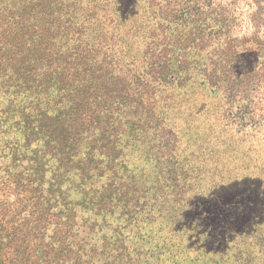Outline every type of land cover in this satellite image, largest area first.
<instances>
[{"label":"rangeland","instance_id":"374dc122","mask_svg":"<svg viewBox=\"0 0 264 264\" xmlns=\"http://www.w3.org/2000/svg\"><path fill=\"white\" fill-rule=\"evenodd\" d=\"M51 1L64 8L58 11L59 21L28 10L8 30L0 28L1 44L14 47L10 61L24 58L32 72L27 77L42 80V57L53 58L51 50L43 53V48L73 35L88 40L85 31L97 27L105 35L100 52L104 58L101 67L93 65L97 58L91 57L89 48L94 41L102 46L97 38L89 39V48L78 49L79 60L71 69L79 66L82 75L76 81L64 79V90H54L48 110L61 115L55 121H36L50 126L44 128L48 132L44 142L38 140L33 115L25 114L34 112L26 102L38 98L35 90L28 96L8 85L2 61L9 56L0 57V222L11 219L9 231L24 239L16 222L24 215L18 201H29L41 212L26 230L34 250L47 244L69 245L74 260L90 259L95 264H233L231 257L217 256L237 248L224 233L234 224L232 216L219 223L224 212H207L204 191L213 185V194L221 191L222 183L229 185L226 175H233L234 168L249 165L264 170V0ZM126 11L133 21L127 26L133 30L129 36L121 33L123 44H117L110 37L111 19L123 23L119 12ZM34 52L41 56L39 61ZM179 80L180 89L173 88L171 83ZM76 84L82 89L73 88ZM174 94L185 101L179 103ZM174 99L182 112L176 114L175 123L166 120L169 129H162L165 106ZM203 112H208L210 125L205 137L189 139V130L196 125L191 114L198 117ZM24 118L29 122L26 130L20 123ZM188 143L190 155H185ZM249 149L253 158L247 164L244 156ZM71 151L79 163L66 156ZM56 155L62 156L61 165L52 171ZM185 156L191 169L201 171L183 187L173 169L174 162ZM168 167L170 172H163ZM90 173H96L99 181L95 183L97 178ZM192 183L195 191H188L193 190ZM60 203L65 207L59 208ZM158 207L163 208V217L144 223L140 219V228L131 224L134 215H143L141 210ZM45 216L58 227L48 226ZM53 232L58 237L50 239ZM143 234L149 236L147 243L140 239ZM247 248L255 257L247 264H264L263 252L258 254L254 244ZM139 249L152 253L142 255Z\"/></svg>","mask_w":264,"mask_h":264},{"label":"trees","instance_id":"16d2710c","mask_svg":"<svg viewBox=\"0 0 264 264\" xmlns=\"http://www.w3.org/2000/svg\"><path fill=\"white\" fill-rule=\"evenodd\" d=\"M65 3H68L70 0H64ZM121 1H116L114 4H117L120 8L121 6L124 7L123 3H119ZM73 4V3H72ZM121 4V5H120ZM25 9V10H21ZM77 8L74 6L73 10H76ZM29 10V14H45V17H47L50 20H53L55 22L56 20L59 21L61 19V16L58 14V11H64V8L62 6H58L56 3L54 6H52V1H47V2H37L34 0H30L29 2H26V0H0V28L3 30L2 32L8 30L10 25L15 22L17 19L21 20L22 15ZM127 12V13H126ZM119 12V18L123 21V23L119 22L118 18L116 19H111L112 29L111 32V39L114 41V43L117 44H123L119 40V36L121 33L123 35L129 36L130 32L133 30L129 29L130 26H127L129 23H132V18L131 15H127L129 12ZM77 14L79 13V9L76 12ZM104 21V20H102ZM206 21V20H205ZM125 22V23H124ZM103 23V22H102ZM106 23V22H105ZM97 24V23H96ZM122 24V25H121ZM72 24H68L66 27H71ZM110 25V24H109ZM12 30H16L15 27L12 28ZM221 31V30H220ZM222 32V31H221ZM85 33L87 34L86 37L88 38H82L80 40H76L75 36L73 35L72 39H66V41L61 40L60 44H56L54 42V46L52 44V47L48 49L42 50L43 53L48 52L51 50L53 53L51 57H48L44 55L42 57L43 63V73H45V77L42 80H33L32 78H28L27 75H30L29 70L26 69L25 62L26 60L22 57L20 59L19 56L16 57L17 63L10 61V55L14 54V47L9 46L6 44H1L0 40V57H4L5 55L8 54L9 58L5 61H2L3 69L7 70L6 76L9 77V84L8 85H13L15 86L18 90L17 91H24L26 95L30 96L31 93L28 91L29 90H35L34 95L38 96V98H28L26 103H29L34 108V112H26V115H33L32 121L36 124H34V129L38 132V140L46 142L48 139L47 136V131L50 126H48L47 122L45 124H40L36 121H44L45 119H48L49 121H55L60 115H52L50 114L51 111H48L50 107H52V103L54 98V93H56L54 90H64L63 88V83L66 81L64 79H69L72 81L71 77H74V81L78 79V75H82L81 72L82 69L79 66H74L73 69H71V65L76 64L77 61L79 60V54H77L78 49L83 50L84 47L91 46L89 44V39H95L97 38L102 45V40H104L105 35L103 34L104 32L102 31V28H88ZM88 42V43H86ZM56 45V46H55ZM62 47V48H59ZM104 49V46L102 45L101 47L97 46L95 41L92 44V47L89 48L91 57H95L97 60V63H94V66L101 67L99 65H102V58L104 56H100V52H102ZM35 55V60L39 61V58L41 56H37L36 52L33 53ZM21 60V61H20ZM238 65V64H237ZM236 64H233V67L237 66ZM39 66H36L38 68ZM73 71V72H72ZM75 72H78L75 74ZM8 80V81H9ZM182 85L181 80H179L176 83H171V86L175 89H180V86ZM72 88V84L69 86V90ZM73 88H77L78 90L82 89L81 86H78L77 84L73 86ZM170 88V86H169ZM2 90L4 88L1 87ZM57 91V93H59ZM175 99L177 101L183 102L185 101L184 97H177L178 94H174ZM173 100V102H169L166 104L165 112L167 114L166 118H163L162 124L165 122V125L162 129H169L167 128V121L172 123H175L176 120V114L179 112L176 109L177 104L176 100ZM207 104L209 106L210 101ZM173 103V104H171ZM39 109L43 111V113H49L50 116L46 115L44 116L43 114H40ZM64 111H59V113H62ZM160 112V111H159ZM191 112V111H190ZM42 115V116H39ZM159 116V115H158ZM192 117V123L196 124L191 126V129L189 130V134L187 137L189 139H193L196 137H205L203 135V132L206 131L209 128V114L207 112L200 113V116H195V114H191ZM65 118L60 119V121H63ZM47 120V121H48ZM167 120V121H166ZM71 121V120H70ZM70 121L68 124H70ZM22 123L23 129H28V121L24 120L20 121ZM199 123V124H198ZM67 126V125H66ZM30 127V126H29ZM128 129H130L131 126H127ZM44 128L46 130H44ZM41 131V134L39 132ZM155 134V132H152ZM40 143V142H38ZM186 154L185 155H190V147L189 143L184 145V150ZM68 152L66 156L72 160L73 164L79 163L77 160L74 159L73 153ZM82 154V153H81ZM244 156L246 159L245 160L248 164V162L251 161L253 158L252 152L250 149L245 152ZM57 162L55 163L54 167L52 168V171L58 170L60 167V161L62 159V156L56 155ZM189 156H185L184 159H179L178 161L174 162V175H177L178 178L180 179L181 186L184 187V185H191V181L189 179H194L196 178V174L198 171H201L200 168H190L188 166L187 158ZM88 160L90 157H86ZM98 158L95 157L94 161H98ZM200 166H202V163H200ZM79 169L82 171V166H79ZM260 169V171H259ZM236 171L233 175L228 174L226 175V181L225 182H230L229 185L227 184H221V188L219 192L217 193H211V186H206V189L204 191L205 194V200L203 202L204 208L209 212V214H218V213H223L221 215V218H219V223H222L223 220L227 221L230 216H232V220L234 222L233 226H228L227 228L224 229V233H227L226 236L227 238H232L233 241H235V245L237 248H233L232 252L229 254H226L223 250V252H218V257L219 259L224 258L225 256H229L228 258H232L233 264H247L248 260L255 261V257L252 255V252H249L248 249L251 250V248H247L254 244L256 246V252L262 253V256H264V170L263 167H259L257 170L251 169L249 165H247L244 169L241 168L240 170H235V168L232 170V173ZM163 172L169 173L170 169H163ZM90 176L95 179V183L99 181V178L96 173H90ZM88 176V175H87ZM97 180V181H96ZM257 181V183H256ZM79 184H82V182H79ZM256 187H254V185ZM189 185V186H190ZM217 185V183H215ZM193 190L188 187V191H195L194 190V183H192ZM36 188V186L34 187ZM211 188V189H210ZM86 189V188H85ZM100 190V188H97ZM1 190V189H0ZM90 190V189H89ZM217 190H219L217 188ZM193 193V192H192ZM232 193L231 195H229ZM260 198L262 203L256 202V198ZM12 203L17 202L12 199ZM19 208L21 207V214L23 215V219L20 217L17 225H19L22 228V233L24 232L25 238L22 240H19L15 238V235L12 234V231H9L11 226L14 224L13 221L7 220L6 223H3L2 221L0 222V264H95L92 262L90 259H86L84 263H82L83 259H73V251L71 248L66 245L62 244L60 246H53V245H44L43 247H40L38 250L31 249V244L29 239V235L27 233V229L31 228V226H34L35 224V216L36 213H41L38 210V206L34 205V203L27 201L25 204H22L20 201H18ZM47 203V202H46ZM50 206H52V202L48 203ZM64 204L60 203L58 204L59 208L65 207L63 206ZM57 206V205H56ZM86 207H90V202L86 204ZM163 207L166 208V205H163ZM12 209V208H11ZM66 212L67 209L65 208ZM13 211H16L13 209ZM143 212V215L138 216L134 215L133 219L130 220L132 222L131 224H134V227L140 228L142 225L139 222L141 219L142 221L148 220V219H156V216H162L163 214V208L158 207L154 209H147L145 208L144 210H141ZM20 212V211H18ZM66 212L63 213L65 216V221H67V215ZM206 212V211H205ZM206 212V213H207ZM151 214H154V218H151ZM15 218L17 216H14ZM163 217V216H162ZM227 218V219H226ZM43 219H45V222L48 226L54 225L55 227H58L56 225V221L51 218V216H45ZM144 223V221H143ZM10 224V226H9ZM143 229V227L141 228ZM146 234V233H145ZM145 234L143 236H140V239L142 240V243H147V237ZM33 235V234H31ZM30 235V236H31ZM130 235V233L128 234ZM58 237L56 234H51L50 239H54ZM17 240L20 242L17 243ZM251 240L249 245H247V242ZM118 241V240H117ZM17 247V248H16ZM142 253V255H148L150 252L152 253V250H144V249H139ZM75 252V251H74ZM115 254L117 256L123 255V251H116ZM252 255V256H251ZM66 257V259L61 258V257ZM20 258V260H18ZM263 258H259L258 260L262 261ZM230 260V259H227ZM219 264V262L217 261ZM264 263V260H263ZM106 264V263H104ZM108 264V263H107ZM118 264V263H117Z\"/></svg>","mask_w":264,"mask_h":264},{"label":"crops","instance_id":"0c3cea01","mask_svg":"<svg viewBox=\"0 0 264 264\" xmlns=\"http://www.w3.org/2000/svg\"><path fill=\"white\" fill-rule=\"evenodd\" d=\"M231 195V194H230Z\"/></svg>","mask_w":264,"mask_h":264}]
</instances>
